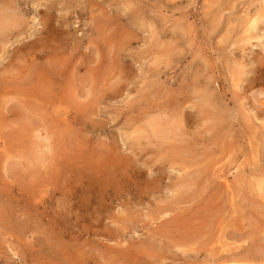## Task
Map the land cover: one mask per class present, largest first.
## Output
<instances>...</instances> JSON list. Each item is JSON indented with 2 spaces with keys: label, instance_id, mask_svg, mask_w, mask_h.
<instances>
[{
  "label": "rangeland",
  "instance_id": "374dc122",
  "mask_svg": "<svg viewBox=\"0 0 264 264\" xmlns=\"http://www.w3.org/2000/svg\"><path fill=\"white\" fill-rule=\"evenodd\" d=\"M0 2V264H264V0Z\"/></svg>",
  "mask_w": 264,
  "mask_h": 264
},
{
  "label": "bare ground",
  "instance_id": "6f19581e",
  "mask_svg": "<svg viewBox=\"0 0 264 264\" xmlns=\"http://www.w3.org/2000/svg\"><path fill=\"white\" fill-rule=\"evenodd\" d=\"M2 1V0H1ZM230 2L228 3V4H230L231 2H234V0H229ZM11 2V1H10ZM1 3V2H0ZM2 4V3H1ZM9 6H10V4H9ZM13 6H15V4L13 5ZM230 7H232V5H229ZM228 6V7H229ZM12 7V6H11ZM2 8V7H1ZM0 8V9H1ZM5 8H7V7H5ZM15 8H16V6H15ZM234 8V7H233ZM11 9V8H10ZM9 9V10H10ZM130 9V8H129ZM14 10V9H13ZM20 11V10H19ZM19 11L17 10V12L19 13ZM60 11V10H59ZM132 11V10H131ZM2 12H5V10L4 11H2ZM16 13V12H15ZM14 13V11H13V14H14V16H13V18L14 17H17L16 16V14ZM221 13V12H220ZM9 14V13H8ZM9 15H11V14H9ZM7 16V15H6ZM19 16H20V14H19ZM216 16H218V15H216ZM254 16V15H253ZM49 17V16H48ZM52 17V16H51ZM147 18V17H146ZM217 18V17H216ZM20 19H21V17H20ZM222 19V18H221ZM240 19H241V17H240ZM250 19H251V17H250ZM10 20V19H9ZM18 20V19H17ZM16 20V21H17ZM242 20V19H241ZM18 21H20V20H18ZM22 21V20H21ZM47 21V20H46ZM238 21H239V19H238ZM248 21V20H247ZM247 21H246V23H247ZM3 22V21H2ZM8 22V21H7ZM7 22H5V23H7ZM10 22V21H9ZM11 22H12V20H11ZM15 22V21H14ZM242 22V21H241ZM4 23V22H3ZM16 23V22H15ZM239 23V22H238ZM249 23V28H256L255 30H257V27L261 24H263L264 23V6H263V8H262V11L260 12V13H258L254 18H252L251 20H250V22H248ZM11 24V23H10ZM10 24H8V25H10ZM13 24V23H12ZM17 24V23H16ZM15 24V25H16ZM151 24V23H150ZM216 23H214V25H215ZM155 25V24H154ZM244 25H245V22H244ZM7 26V25H6ZM18 26H19V24H18ZM178 26V25H177ZM223 26V25H222ZM236 26V25H235ZM238 28H239V26H237ZM259 27H262V26H259ZM258 27V28H259ZM9 28V27H8ZM7 27H6V29H7V31L8 30H11L12 28H10V29H8ZM14 28V27H13ZM244 28V26L242 27V29ZM246 28V27H245ZM15 29V28H14ZM247 29V28H246ZM16 30V29H15ZM15 30H12V31H15ZM228 30H231V29H228ZM234 30H235V27H234ZM260 30V29H259ZM4 31H6V30H4ZM242 30H240V32H241ZM246 31H249V30H246ZM246 31H244V32H246ZM0 32H2V31H0ZM238 32V29L236 30V33ZM6 34L5 35H7V32H5ZM10 33V32H9ZM13 33V32H12ZM234 33V32H233ZM1 34V33H0ZM1 35H4V34H1ZM227 35H229V34H227ZM233 36V35H232ZM256 36V35H255ZM1 37H3V36H1ZM6 39H8L7 38V36H4ZM258 37V36H257ZM261 37V36H260ZM243 39H248V37H245V38H243ZM249 39H250V37H249ZM232 40H233V38H232ZM231 40V41H232ZM238 40V39H237ZM241 41V40H240ZM173 42V41H172ZM177 43V42H176ZM175 43V44H176ZM34 46V45H33ZM175 46H177V45H175ZM32 49V48H31ZM170 50V49H169ZM256 59V58H255ZM235 62V61H234ZM10 63V62H9ZM257 67H256V69L259 71V70H261L262 68H264V62L261 60V58H258V61H257ZM232 65L234 66V64L232 63ZM14 66V65H13ZM245 67V66H244ZM240 68V67H239ZM6 70H8V68L6 69ZM54 70V69H53ZM199 70V69H198ZM206 70V69H205ZM238 70V69H237ZM253 70H254V67H253ZM233 71L235 72L236 70H234V68H233ZM232 71V73H234ZM239 71V70H238ZM237 71V72H238ZM56 72V71H55ZM198 72V71H197ZM197 72H195V73H197ZM260 72V71H259ZM261 72H263V70L261 71ZM256 73V72H255ZM201 74V73H200ZM236 74V73H235ZM234 74V75H235ZM243 74H244V72H243ZM204 75V74H203ZM257 75V74H256ZM207 76V75H206ZM254 77V76H253ZM200 78V77H199ZM204 78V77H203ZM251 78V77H250ZM197 79H198V77H197ZM201 79V78H200ZM210 79V78H209ZM235 79V78H234ZM204 80H205V78H204ZM203 80V81H204ZM255 80H258V81H260V79L259 78H257V77H255L254 79H253V81H255ZM199 81V80H198ZM209 81H211V80H209ZM249 81V80H248ZM251 81V80H250ZM195 82V81H194ZM200 82H202V81H200ZM206 82H208L207 80H206ZM236 82H238V80L236 81ZM261 82V81H260ZM264 82V81H263ZM204 83H205V81H204ZM210 83V82H209ZM212 83H213V81H212ZM250 83V82H249ZM196 84H198V83H196ZM211 84V83H210ZM252 84V83H251ZM250 84V85H251ZM199 85V84H198ZM207 85H209V84H207ZM241 85V84H240ZM194 86V85H193ZM197 86V85H196ZM205 86V85H204ZM210 86V85H209ZM208 86V88L210 89V87ZM212 86V85H211ZM236 86H238V85H236ZM198 87V86H197ZM197 87H195V89L197 88ZM200 87V86H199ZM202 88H203V86H201ZM241 87V86H240ZM206 89V88H205ZM204 89V90H205ZM212 89V88H211ZM263 89V88H262ZM207 90V89H206ZM213 90V89H212ZM261 90V89H260ZM259 90V91H260ZM198 91H200V90H198ZM244 91V90H243ZM194 92H195V94H196V91L194 90ZM212 92V91H211ZM211 92H209V94L208 93H204V96H203V98L201 99L202 100V102H206V101H210L211 100V98H212V100H213V98L214 97H212V95H210V93ZM263 93H264V91L262 90V92L260 93L261 95H263ZM216 94V93H215ZM214 94V95H215ZM192 98V97H191ZM190 98V99H191ZM199 98V97H198ZM217 98H220V97H218L217 96ZM264 98V97H263ZM192 99H194V96H193V98ZM200 99V98H199ZM260 99V98H259ZM216 100V99H215ZM214 100V101H215ZM258 102V101H257ZM217 103V102H216ZM216 103H214V104H216ZM198 104V103H197ZM209 104V103H208ZM218 104V103H217ZM262 105L264 104V101H262V103H261ZM211 106H212V104H211ZM259 107V106H258ZM213 108V107H212ZM214 108H216L215 106H214ZM213 108V109H214ZM260 108V107H259ZM202 109H203V107H202ZM185 110V109H184ZM210 110H211V107H210ZM206 111V110H205ZM203 112V111H202ZM223 112V111H222ZM221 113V112H220ZM219 113V114H220ZM260 113H261V110H260ZM213 115V114H212ZM215 115V114H214ZM218 115V114H217ZM216 115V116H217ZM222 115H224V114H222ZM178 116V115H177ZM182 116V115H181ZM207 116V115H206ZM219 116V115H218ZM223 117V116H222ZM204 118H205V116H204ZM185 119V118H184ZM221 121V120H220ZM182 122V121H181ZM219 122V121H218ZM217 122V123H218ZM183 123V122H182ZM221 124V123H220ZM234 124V123H233ZM178 126V125H177ZM213 126V125H212ZM231 126V125H230ZM177 128V127H176ZM179 128V127H178ZM183 152V151H182ZM259 179V178H258ZM257 183H258V181H257ZM263 185V184H262ZM190 187V186H189ZM264 187V186H263ZM262 187V188H263ZM264 189V188H263ZM262 190V189H261ZM264 193V192H263ZM263 197V196H262Z\"/></svg>",
  "mask_w": 264,
  "mask_h": 264
}]
</instances>
